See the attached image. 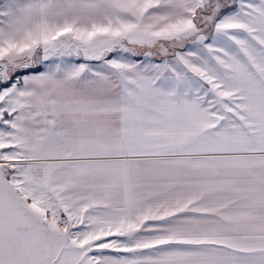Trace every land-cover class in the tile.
Here are the masks:
<instances>
[{"label":"snow or ice","instance_id":"snow-or-ice-1","mask_svg":"<svg viewBox=\"0 0 264 264\" xmlns=\"http://www.w3.org/2000/svg\"><path fill=\"white\" fill-rule=\"evenodd\" d=\"M0 264H264V0H0Z\"/></svg>","mask_w":264,"mask_h":264}]
</instances>
